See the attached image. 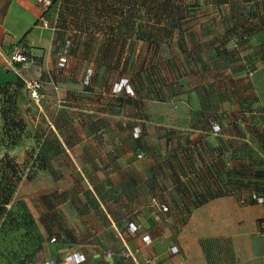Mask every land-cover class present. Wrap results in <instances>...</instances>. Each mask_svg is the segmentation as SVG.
Masks as SVG:
<instances>
[{
    "label": "rangeland",
    "instance_id": "374dc122",
    "mask_svg": "<svg viewBox=\"0 0 264 264\" xmlns=\"http://www.w3.org/2000/svg\"><path fill=\"white\" fill-rule=\"evenodd\" d=\"M35 2L52 42L21 40L30 62L14 82L0 83V264H41L52 240L120 253L111 219L123 232L133 222L143 232L140 219L152 235L168 227L175 264H264V255L247 263L243 209L264 207V0ZM61 54L67 61L59 67ZM194 73L208 83L196 95L201 109L186 83ZM249 117L260 153L240 140L254 162L241 169L228 162L219 185L211 155L202 145L204 158L188 152V136L216 133L214 140ZM173 166L189 173L181 186L167 177ZM123 168L150 170L151 182L161 183L150 195H131L142 208H114L125 194L92 190ZM213 198L220 199L207 204ZM255 224L252 253L264 249V216ZM149 255L139 264H154Z\"/></svg>",
    "mask_w": 264,
    "mask_h": 264
},
{
    "label": "crops",
    "instance_id": "0c3cea01",
    "mask_svg": "<svg viewBox=\"0 0 264 264\" xmlns=\"http://www.w3.org/2000/svg\"><path fill=\"white\" fill-rule=\"evenodd\" d=\"M0 2L6 4L4 11L0 9V83L14 82L17 75L22 76L19 71L22 70L21 68L23 66L21 64L12 65L8 61L12 42H16V40L20 39L25 40L26 43L30 45H41L45 47V45L51 44L52 38H48L49 31L48 29H45L44 24L42 23L45 17V9L40 7L35 0H7V2L5 0H0ZM186 78V83L189 87H191V93L193 94V108L201 109V103L200 101H197L196 95H198V93L200 95L203 94L208 88L207 78H205V74L203 76L199 73H194ZM257 86L258 83L253 81L252 88H257ZM198 98L200 99V96ZM262 103H264V100L261 104ZM257 104H259V100L257 101ZM236 106L239 109L242 108V106L237 103ZM247 119L248 122L241 121L239 125H233L237 128L235 131L227 129L225 126V128H223V132L217 134L216 136L218 138H215L214 140L212 139L215 137L214 135L216 133H211V136L203 135L202 137L201 135H195L193 137L188 136L190 143L192 144L190 145L189 143L190 149L188 152L196 154L199 158L201 157L200 151L202 145L204 151H207L208 155H211V164L214 168L216 166L219 172L221 171V181H219V185H222V183L227 181L225 175L222 174L227 170L228 162L236 169H241V167H245V164H253L254 162L253 156L250 157V159L244 158L245 151H249V146L245 147L246 149H244V147L239 148L240 140L251 145L250 150L252 154H255L256 151L260 153V146L257 144L255 145L254 143L256 135L251 129L253 125L252 120H250V117ZM194 129V127H190V135L193 134ZM110 156L114 158V155ZM201 158H204L203 155ZM123 159L119 158L116 160L121 162ZM131 160L132 159L129 157L127 161L130 162ZM207 164L210 165L209 163ZM195 167H197V170L192 169L190 171V176H196V173L200 170L198 166ZM150 172V170L142 168L141 170L123 168L121 171H116L115 173L112 172L110 174L111 182H109V184H104V181L101 182L100 179L98 182L94 183L95 186L92 187V190H94V194L96 193L97 195L103 196L106 191L111 194H125L127 199L124 196L121 197L122 199L118 196L116 198L117 205L114 208L120 209L121 207V209H125L127 206L128 208L130 207L135 209L142 208L145 205L144 201L141 202L143 199L139 197L140 199L136 200L133 199L131 195L139 191L150 195L153 188H157L158 184H161L160 182H151L153 175L155 176V174H151ZM162 174L164 175V173ZM186 174L189 173L185 168L178 169L173 166L170 167L168 176L167 174L165 175L169 178H173L171 179L173 186H181V184H183V180L186 178ZM156 176L158 177V174H156ZM219 199L220 198H213L209 200L207 204L219 201ZM134 201H139V204H137L138 206H132ZM228 201H230V198ZM243 209L247 263H250L253 255L256 257L264 255V249L262 248L261 250V247L257 250L255 249V252H253L254 254L252 253V239H250V231L254 229L253 226L256 225L255 223L259 218L264 216V207L262 203L257 202L243 205ZM223 213H228V211L224 209ZM145 221L146 219L138 220V222H141L143 232H140L141 230L139 231L138 229L130 231L131 227L129 228V226H134L136 222L129 224L128 221V224L125 223L128 225V227H126L127 230L123 232L122 228L120 230L118 228L121 225V220L114 221V219H111V224L108 227H113L117 230V240L118 242L123 243L121 246L123 250L120 253H115L114 251L105 252V250H102L100 247H96L94 249L86 247L84 249H80L78 247H74L70 243L62 244L52 240V242H47L45 246L43 261L41 264H49L50 262L52 264H73L70 258L74 254L79 255L83 259L80 264H139V261H141L142 258L141 256L146 254H151L149 256H156V260L154 261L153 259L154 264H175L179 258L170 256L173 255L170 253L171 244L169 245L168 241H165L170 235L169 228L165 227L158 233H156L157 231H153L154 235H152L148 225H144ZM145 236L148 237L147 239L149 240V245L143 241ZM226 249H228L229 252V250L233 248L229 246L226 247ZM127 252L130 253V256ZM123 257L125 259H122Z\"/></svg>",
    "mask_w": 264,
    "mask_h": 264
},
{
    "label": "built area",
    "instance_id": "2783aa9c",
    "mask_svg": "<svg viewBox=\"0 0 264 264\" xmlns=\"http://www.w3.org/2000/svg\"><path fill=\"white\" fill-rule=\"evenodd\" d=\"M49 0H44V4H47ZM8 61L12 65H17V64H25L30 62L29 56L27 54L26 48L24 44L16 41V43H13L11 45L10 51H9V56H8ZM67 58L65 55L61 54V56L58 58V66H64L66 63ZM40 87V84L37 81L32 82L31 84V89H32V96L35 98H38V88ZM219 128V126H216ZM132 230H136L137 227L131 226ZM144 239L146 240L147 237L145 236ZM177 251L176 247H171L170 252L175 253ZM71 262L73 264H78L79 262L82 261V258L79 255H73L71 258ZM152 259L147 258L145 261L142 262V264H151ZM49 264H52L51 262Z\"/></svg>",
    "mask_w": 264,
    "mask_h": 264
},
{
    "label": "trees",
    "instance_id": "16d2710c",
    "mask_svg": "<svg viewBox=\"0 0 264 264\" xmlns=\"http://www.w3.org/2000/svg\"><path fill=\"white\" fill-rule=\"evenodd\" d=\"M44 15H45V11H44ZM152 19H154V18H152ZM155 22L158 23V24L160 23L159 21H156V20H155ZM18 42H20V43L23 44V42H22L21 40H18ZM27 54H28V53H27Z\"/></svg>",
    "mask_w": 264,
    "mask_h": 264
}]
</instances>
